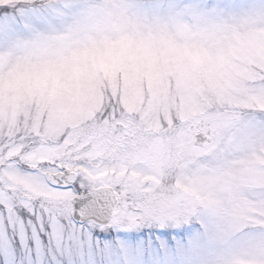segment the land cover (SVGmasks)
<instances>
[{
  "label": "snow or ice",
  "instance_id": "obj_1",
  "mask_svg": "<svg viewBox=\"0 0 264 264\" xmlns=\"http://www.w3.org/2000/svg\"><path fill=\"white\" fill-rule=\"evenodd\" d=\"M83 6L82 0H0V58L11 54L21 36L67 22ZM125 8L138 19L264 23V0H128ZM259 39L261 48L253 57L257 65L250 74L253 87L246 90L248 103L239 116L225 113L216 126L204 120L195 124L200 131L191 146L219 155L231 138L224 155L243 177L264 179V92L256 90L264 89V34ZM228 86L242 87L236 79ZM184 89L180 82L179 93ZM120 99L118 90L114 98L108 93L93 112L89 123L100 137L87 134L78 143L65 133L52 143L48 137L56 131L46 123L44 111L37 107L22 113L20 101L0 98V121L8 122L0 127L3 264H264V201L244 215L211 201L201 211L191 202L181 205L130 194L118 179V169L94 162L101 137L110 131L118 140L127 139L134 127ZM149 103L139 115L152 112L161 123H167V117L176 129L184 127L173 105ZM238 145L256 147L245 155L233 150ZM235 237L247 250L229 260L220 258L218 248L232 244Z\"/></svg>",
  "mask_w": 264,
  "mask_h": 264
},
{
  "label": "clouds",
  "instance_id": "obj_2",
  "mask_svg": "<svg viewBox=\"0 0 264 264\" xmlns=\"http://www.w3.org/2000/svg\"><path fill=\"white\" fill-rule=\"evenodd\" d=\"M78 9L67 22L43 26L21 36L11 54L0 58V90L5 98L11 95L20 101V112L40 108L46 114L50 108L46 103L52 95L53 84L59 77L63 79L72 71L77 58L87 52V68L93 74L89 95L95 96L93 112L106 101L108 93L115 97L116 90L124 94V80L121 73L113 80L115 67L105 68L96 55L108 39L128 40L136 46L134 54L143 55L141 46H151L155 50H167L170 45H178V53L165 56L156 55L157 66L163 71L173 73L172 84L176 79L185 85L183 98L192 99L195 104L191 111L183 114V119L191 127L188 132V152L171 172L162 177L164 185L178 192L182 199L179 204L191 202L198 210L211 201L229 211L244 215L256 211L255 205L264 201V179L243 177L233 161L224 155L194 151L192 142L199 128L193 126L204 120L210 126L225 113L240 115V108L250 99L247 89L253 87L251 72L257 59L254 54L242 50L241 38L250 33L264 34V23L244 19L198 22L191 18L173 20L162 16L154 19H138L126 10L128 0H82ZM0 56L4 53L0 51ZM171 61V62H169ZM230 79L240 82L241 88L228 86ZM165 81H161L163 88ZM145 90L147 85H144ZM259 92L264 89L257 88ZM145 95H149L145 91ZM156 105H167L163 97H158ZM238 106V107H234ZM161 111L163 108L161 107ZM59 126L56 135L49 136L55 143L59 135L67 134L73 141L81 140L90 131L85 123L87 113L76 111L58 113ZM8 122L0 121V127ZM46 123L50 126V121ZM254 145L233 146V150L247 154ZM264 147V146H262ZM196 176H213L214 182L200 192L199 197L184 195L176 184L189 185ZM247 250L239 237L232 244L222 245L217 255L229 260Z\"/></svg>",
  "mask_w": 264,
  "mask_h": 264
},
{
  "label": "rangeland",
  "instance_id": "obj_3",
  "mask_svg": "<svg viewBox=\"0 0 264 264\" xmlns=\"http://www.w3.org/2000/svg\"><path fill=\"white\" fill-rule=\"evenodd\" d=\"M240 42L243 51L254 55L261 48L259 35L257 34H249L241 38ZM135 47L134 43L128 40L108 39L105 41L103 47L97 50L96 55L104 62L105 68L115 67V71L112 73L113 80H115L117 73L123 75L124 94L120 99V104L123 106L125 112L127 111V114H129V110L135 114V110L141 112V109H148L150 107L149 102L155 101L158 97H163L168 104L173 105V114H175L177 110L180 112L181 115L178 116L177 119L179 120V124L184 127L182 129H176V125L167 117H165L167 123H161L160 119L153 115L152 112L141 115L143 118L144 116L147 117L149 121L153 122L155 125L158 123L162 124V130L165 135L164 149L163 152H161L162 160L165 165H148V169L142 166L141 169H137L142 176L131 174V169L127 171L128 165H120V163H125L129 160L128 156H125L124 153L118 151L116 156H112L113 159L110 158V151L105 142L107 135L101 137V139H103V144L93 153L92 158L96 163L97 161H101V163L107 162L108 165L118 169V179L122 178L124 180L128 185L130 194L135 193L136 195L148 196L156 200L179 203L182 196L178 192H174L167 188L161 178L156 175V172H160V169L163 168V173L165 175L167 172H171L173 168H176L178 163L185 158L190 147L189 144H187V134L189 131L188 128L185 127L186 125L181 123V121L183 119V114L191 111L195 102L190 98H183L178 94V86L181 82L180 79L177 78L175 85H173L171 78L174 74L160 69L155 61L156 55L163 54L165 56H171L178 53V45H170L167 50L161 49L159 51L151 46H141L143 55L134 54ZM92 79L93 74L88 71L87 52H85L82 58L76 59L72 71L68 73L66 77L63 79L58 77L55 80L52 95L49 96L46 101L51 110L50 113L47 114L51 129L56 130L59 126L58 113L76 111L78 113H87L85 123L91 126L88 135L94 139L100 137V133L94 124L89 123L93 115L92 106L95 104V96L89 95V90L92 87ZM162 80L165 81L163 88L161 87ZM145 84L147 85L146 90L144 88ZM145 91H147L149 95H145ZM0 98L7 99L8 101L14 99L11 95L5 98L2 90H0ZM76 141L79 143L80 140ZM84 146H88L87 141H84ZM152 147H154V145ZM152 147L148 148L149 151L154 149ZM149 151L145 152L146 156L151 155ZM156 153L161 156L158 150V152L154 151V155L150 158H153L154 161H160V156L156 160ZM98 154L101 155L100 159H98ZM130 155L133 160L134 158H140V154ZM114 163H118V165ZM133 169L132 167V171ZM112 171L113 167H109L108 172L111 173ZM152 172H155V174ZM214 180L215 177L213 176H196L193 178L191 184L182 185L177 182L176 187L177 189H182L184 195L198 198L200 192L210 186ZM0 264H3L2 259H0Z\"/></svg>",
  "mask_w": 264,
  "mask_h": 264
},
{
  "label": "flooded vegetation",
  "instance_id": "obj_4",
  "mask_svg": "<svg viewBox=\"0 0 264 264\" xmlns=\"http://www.w3.org/2000/svg\"><path fill=\"white\" fill-rule=\"evenodd\" d=\"M127 112V111H126ZM128 117H129V123L131 125H134L132 128V131L129 132L128 138L123 139V140H118L115 138V134L112 132H107V138L105 139V142L107 143L108 150L110 151V158L112 156H116L118 151L122 152L127 155L129 160L128 162L125 163H120V165H128L127 171L131 169V174H134L136 176L140 174L139 170L141 167H145L148 169V165H165L164 161L162 160V153L164 149V144H165V135L164 131L162 130L163 125L158 123L155 125L153 122L149 121L147 117L144 116V118L139 115V110H135V114L131 110L128 111ZM136 117V120H132L131 118ZM181 123H184V125H187L189 122L185 119H182ZM193 126H195V122H193ZM188 131L190 132L191 130L188 128ZM181 132V131H180ZM186 143V142H184ZM187 144L188 141H187ZM154 145V147H152ZM187 146V145H186ZM185 146V147H186ZM154 148L149 151L148 148ZM182 147V148H185ZM111 149V150H110ZM187 149V148H185ZM159 154L156 153V160L160 156V161H154L153 158H150L154 155V151L158 152ZM149 151L151 155L148 157L145 155V152ZM130 154H140V158H134V160L131 158L132 156ZM98 159H100L101 155L98 154ZM97 163H101V161H97ZM115 165H118V163H114ZM132 167L134 168L132 171ZM155 174V172H152ZM133 175V176H134ZM156 175L161 178L164 175L163 173V168L160 169V172H156Z\"/></svg>",
  "mask_w": 264,
  "mask_h": 264
}]
</instances>
